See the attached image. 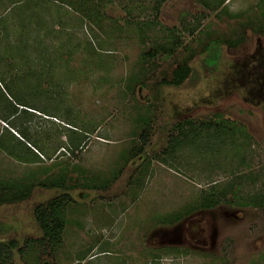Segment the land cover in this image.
Returning a JSON list of instances; mask_svg holds the SVG:
<instances>
[{
  "label": "rangeland",
  "instance_id": "rangeland-1",
  "mask_svg": "<svg viewBox=\"0 0 264 264\" xmlns=\"http://www.w3.org/2000/svg\"><path fill=\"white\" fill-rule=\"evenodd\" d=\"M217 1L166 0L157 11V0H0V142L24 140L11 124L21 118L39 157L23 162L0 145V179L37 186L0 207V243L18 244L11 264H264V208L222 204L163 223L212 188L264 192V100L247 94L242 77L264 53V33L251 26L264 24V0ZM242 32L245 41L222 45L216 65L198 54L183 85L162 83L206 34ZM174 43L183 47L171 58L143 57ZM23 108L33 112L26 119ZM219 114L238 125L233 147L203 153L170 143L176 124ZM145 120L149 144L126 163ZM69 124L81 128L74 134ZM65 174L68 189L40 185ZM63 193L77 204L53 250L35 243L43 233L34 210Z\"/></svg>",
  "mask_w": 264,
  "mask_h": 264
},
{
  "label": "trees",
  "instance_id": "trees-1",
  "mask_svg": "<svg viewBox=\"0 0 264 264\" xmlns=\"http://www.w3.org/2000/svg\"><path fill=\"white\" fill-rule=\"evenodd\" d=\"M226 1L227 0H218L217 7H223ZM164 2H166V0H157V11ZM76 11L83 13L80 4H77ZM92 14V12H89L86 14V17L92 19ZM262 15L264 16V12ZM95 23H98V20ZM251 26H256L257 29L253 28L255 32L264 33V24L256 23L254 25L252 24ZM185 30L187 31L188 29L185 28ZM244 41L245 32H242V34L235 39H226L215 34H206L205 40H199V47L197 49L190 48L188 50L190 53L182 61L180 66L173 71L171 79H165L162 83L168 86L180 87L191 76L192 68L190 64L198 54H206L205 64L216 65L220 59L219 50L222 45H227L230 48H237ZM182 47L183 45L180 43H174L172 47L157 46L143 57L144 59H146L145 57L155 59L160 55H165L166 57L171 58L176 54L178 48ZM254 57L255 63L248 71L249 74H242V77H246L247 79V94L255 98L260 97L259 99L264 100V53L259 52ZM253 74H257V77H254ZM28 109L29 111L25 110L24 108L22 109L21 113L24 115H21L22 118L26 119L30 113H33L30 111L32 110L31 108ZM15 115L16 114L3 116V119L10 122L11 120L15 119ZM20 119L21 118H17L16 120L18 121L11 122V124L13 128L15 127L19 129L24 140L30 139V134L27 128L23 126V122H20ZM144 123L145 124L141 127L139 136L140 144L134 146L130 151H128V153L125 154L124 159L126 163L145 153L146 146H148L150 140L151 121L145 120ZM70 126H72L73 129L76 128V130L71 129V133L74 134L78 129L81 128V126L79 128L73 125ZM175 129L177 130L178 135L175 136L173 134L171 136V144H176V146L180 145L182 147L193 146L196 151L203 153H214L216 150L220 151L227 147H233L235 145L236 135L239 131L238 125L235 122L225 119L221 114L216 115L214 119L205 121L204 123L200 124V126H195L194 122L191 120H185L176 124ZM24 140L19 141L14 136L9 137L6 135L1 138L0 145L2 149L7 151L9 150V154L15 155L20 161L29 162L34 159L32 157H37L39 159V157L30 149V147L24 143ZM81 143L82 141L78 140L77 138L71 139V144L76 148L77 151L82 150ZM173 149L176 150V147ZM66 179L67 178L65 174L59 176V178H53L50 182L47 180L41 182L40 185L50 188L68 189L65 186ZM36 187V184L32 182L30 183L25 179L16 181H6L0 179V207L10 203H20L28 200ZM236 188L237 186L235 184H231L228 189L226 188L225 190H221L219 192L216 190V188H212L210 192H206L205 195L202 196L200 202L196 206L190 207L184 213L175 214L172 219H164L163 223L172 224L197 210H212L222 204L235 203L240 207H250L257 209L264 208V192L256 193L254 195H239V189ZM230 195L234 197L230 198ZM76 204L77 203L70 194L63 193L53 198L47 204H41L37 206L34 210V216L36 223L43 233V236L42 239L35 243H39L41 245L48 244L51 249L55 250V248L62 243L63 234L68 223L66 219V212L71 206ZM33 242V240L27 241V247ZM17 247L18 244L16 241H11L8 245L0 243V264H11L13 258L11 249H16ZM21 252H23V250H21Z\"/></svg>",
  "mask_w": 264,
  "mask_h": 264
}]
</instances>
